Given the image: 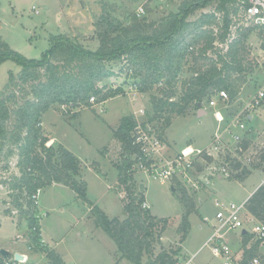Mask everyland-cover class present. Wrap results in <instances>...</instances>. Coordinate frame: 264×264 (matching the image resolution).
Instances as JSON below:
<instances>
[{
    "label": "trees",
    "instance_id": "16d2710c",
    "mask_svg": "<svg viewBox=\"0 0 264 264\" xmlns=\"http://www.w3.org/2000/svg\"><path fill=\"white\" fill-rule=\"evenodd\" d=\"M240 1L181 0L176 13L171 12L157 22L137 20L132 16L130 23L123 25L102 17L94 23V35L98 41L95 51L83 48L68 36L58 35L50 38V46L39 60H27L0 42V65L10 61L20 68L17 75H8L5 89L13 91L0 99V155L6 145L13 144L16 153L9 149L5 160L14 156L17 159L13 166L17 168L16 172L0 183L7 185V195L11 198L9 204L13 208L5 209L4 213L9 215L15 211L27 222L31 243L40 253L45 252L50 264L63 262L54 250L39 245L38 213L31 196L52 184L68 187L76 197L89 203L95 226L114 242L119 259L132 264H177L173 258L177 250L171 253L162 251L151 257L155 232H163L167 220L153 217L149 210L141 208L144 200L139 189L135 193L129 185L132 178L126 174L125 160L117 166L118 182L126 192L125 201H122L125 218L109 219L98 207L90 204L86 183L80 180L79 160L61 145L47 146L49 139L41 133V117L53 105L72 104L66 111L69 112L91 96L105 102L123 95L122 87L101 84L114 75L106 64L120 60V72L131 75L139 92L147 93L155 88L156 94L150 97L152 113L147 116L149 121L161 125L160 131L171 124L173 117L186 116L190 108L201 109L213 92L224 90L232 101L241 86L247 83V79L233 75L252 72L251 64L244 58L245 42L251 30L238 32L234 39L227 41L232 17L239 10ZM211 5L214 6L211 12L201 13L197 19L188 21L189 15ZM218 45L226 46V51L221 54ZM208 52L216 54V58L207 57ZM184 66L191 75L180 79ZM14 92L21 93L23 102L11 111L8 103L18 102ZM11 115L14 116L13 130L8 132L6 125ZM133 126V116H124L113 131V138L121 144L122 155L129 151ZM261 160L264 162V153ZM4 172H9V162L0 166L1 178ZM95 172L99 173L97 166ZM243 174L246 171L237 177ZM176 185L181 189L182 195L177 199L184 209L179 227L182 241L189 228L188 216L194 208L185 190ZM246 210L257 220L264 221V183L248 199ZM242 238L244 259L256 256V246L245 249L247 234ZM144 255L147 257L145 263L142 262ZM5 262L0 255V264Z\"/></svg>",
    "mask_w": 264,
    "mask_h": 264
},
{
    "label": "rangeland",
    "instance_id": "374dc122",
    "mask_svg": "<svg viewBox=\"0 0 264 264\" xmlns=\"http://www.w3.org/2000/svg\"><path fill=\"white\" fill-rule=\"evenodd\" d=\"M0 2V42L27 60H39L48 50L52 37L65 35L74 39L83 48L95 51L98 41L94 35V23L102 17H109L115 23L123 25H128L132 16H135L137 20L157 22L171 12L176 13L181 0H10V3L0 0ZM82 5L84 12L81 10ZM45 6L49 9L46 10ZM140 8L143 13L137 16ZM68 10H73L71 12L74 13L73 17L68 15ZM203 10L189 15L188 21L197 19ZM245 45L247 49L244 55L245 62L251 64L252 72L233 75V77L247 79V83L241 86L238 95L232 101L229 100L230 105L226 110L220 108L227 117L242 107L259 90L264 91V32L251 33ZM218 47L221 54L226 51V46ZM206 55L211 59L216 58V54L212 52ZM121 65L122 60L107 63L106 66L113 71L114 75L103 80L101 84L126 86L129 81H132L130 74L125 75L120 72ZM19 69L10 61L0 65V99L13 91L5 89L8 73H16ZM190 75L187 67L184 66L180 79H187ZM179 85L180 83L177 84ZM153 94H156V90L152 87L144 97L111 98L102 106L103 113H99L100 106L92 108L88 101L81 102L80 107H75L69 112L61 110L59 105H53L50 107L51 110L45 113L43 121L41 119L45 129L40 126L41 133L51 138L54 147L61 144L77 159L79 158L80 180L87 184V198L89 202H92L90 204L106 210L112 218H123L122 201H125L120 196L123 192V185L118 182L119 169L117 167L123 162V152L121 144L113 138V131L122 117L133 116L134 111L143 109L146 115L150 116L152 113L150 97ZM215 94L216 92H213L212 96ZM14 96L18 102L8 103L11 111L16 110L23 102L21 93L14 92ZM214 98L217 99V96L215 95ZM202 107L206 110L205 116L202 117L196 109L190 108L186 116L173 117L171 124L161 130V134L171 148L169 153L179 152L188 145L196 149L210 144L217 123L213 117V108L207 106V102H203ZM255 113L260 120L258 124L253 122V125H257L258 129L263 128L264 100ZM256 115L254 114V118ZM10 117L6 125L8 132L13 130L14 116ZM159 127L161 125L157 128ZM257 136L263 138L264 133L257 134ZM9 149L16 153L13 144L4 147L0 155V166L9 162V172H4L2 178L0 177V183L17 170L13 167L17 160L15 156L5 160ZM263 165L264 163L260 162L255 167L259 168ZM95 166L99 168L102 177L95 174ZM261 181H264V173L255 170L244 174L240 179H214L215 184L207 188L203 187L197 192L181 186L194 209L188 216L189 228L180 241L179 227L184 211L177 199L182 195L180 187L173 184L174 191L172 192L171 184L168 182L160 184L144 175H136L129 181L131 188L137 193L138 185L143 184L145 191L141 193V198L149 205V212L153 217L167 220L165 230L155 232L151 257L154 258L162 251L171 253L177 250V255L173 256L177 263L183 258L195 255L196 264H224V261L214 257L207 247L200 249L211 234V228L203 223L202 218L204 216L212 218L215 212V201L242 203L247 196L246 190L258 185ZM6 186L0 184V249L9 247V245H22L30 255L40 254L31 243L27 222L21 219L15 211L9 215L4 213L5 209H13L9 204L11 198L7 195ZM37 202V208L41 213V231L46 239H53L47 240L52 247L56 245L58 252H64L65 264H114L109 255L108 244L100 241L99 235L105 236L100 228L91 233L93 237L90 239L84 237L89 230L87 225H74L73 218L86 217L90 208L89 203L76 197L75 193L64 185L42 188ZM248 228L250 229L249 225ZM69 231L70 233L66 236ZM79 235L84 239H80ZM235 236L239 238V231L235 232ZM64 239L65 241H62ZM39 243L41 245L40 241ZM229 243L234 250L237 248L236 243L231 240ZM260 251L264 255V248ZM44 253L41 254L45 257ZM117 257L118 254L114 257L116 264L120 261ZM45 259L40 257L36 264H50ZM122 260L123 264H132L125 259ZM146 261L147 257L144 255L142 262Z\"/></svg>",
    "mask_w": 264,
    "mask_h": 264
},
{
    "label": "built area",
    "instance_id": "2783aa9c",
    "mask_svg": "<svg viewBox=\"0 0 264 264\" xmlns=\"http://www.w3.org/2000/svg\"><path fill=\"white\" fill-rule=\"evenodd\" d=\"M142 13L143 10L140 8L137 16ZM244 30H251V33L264 32V0L240 1L239 10L232 17L227 41L230 42L238 32ZM135 82L134 80L129 81L126 86L113 84V88L122 87L123 95L118 97L126 96L131 99L144 97L145 93L139 92V86ZM215 95L217 99L214 98ZM215 95L205 101L207 106L213 108V117L217 123L210 144L196 149L188 145L176 154L169 153V145L160 129L157 128L158 125L149 121L144 110L134 111L130 148L123 155L127 163V176L134 178L136 175H144L160 184L168 182L171 187L173 184H179L197 192L213 184L214 179H232L243 171L253 170L258 163L262 162L264 137L257 136L252 139L254 133L248 125L252 113L263 103L264 91L259 90L229 117L220 110V108L226 110L230 105L227 92L220 90ZM105 102H99L96 96L88 99L92 108L101 107L99 113L104 112L102 106ZM71 105L60 107L66 112ZM202 109L205 110L201 105V109L197 111ZM39 193L40 190L31 196L36 207H38ZM120 196L125 199L124 188ZM247 201L240 204L214 202L215 212L212 218L203 217L202 219L203 223L211 228V234L200 249L207 247L211 254L222 259L224 264H264V258L258 255L244 259V247L241 246L239 250H234L228 241L230 234L244 230L248 236L246 250L251 246H256L257 249L264 248V221L257 220L247 212ZM141 208L148 210L149 207L144 201ZM36 217L39 223L41 216L37 214ZM40 242L44 246L41 237ZM194 257L195 255L182 259L177 264H196ZM22 263H15L13 260L5 262V264Z\"/></svg>",
    "mask_w": 264,
    "mask_h": 264
},
{
    "label": "crops",
    "instance_id": "0c3cea01",
    "mask_svg": "<svg viewBox=\"0 0 264 264\" xmlns=\"http://www.w3.org/2000/svg\"><path fill=\"white\" fill-rule=\"evenodd\" d=\"M5 1H7L8 3H10V0H5ZM0 5H1V2H0ZM210 7V6H209ZM45 9L46 10H48L49 9V7L48 6H45ZM214 9V6L213 7H210L209 9H204L203 10V12L202 13H209V12H211L212 10ZM74 10V9H73ZM73 10H68V15L70 16V17H73V14L74 13H71ZM81 10L83 11V5L81 6ZM84 12V11H83ZM14 13V12H13ZM78 14V10L76 11V15ZM81 14V13H80ZM76 15L74 16V18L76 17ZM78 19V18H77ZM4 64V63H3ZM19 71H20V69H19ZM19 71H17L16 73H14V72H9L8 73V75L10 74V73H14L13 75H15V74H18L19 73ZM8 79V78H7ZM111 99H109V100H107L106 101V103L108 102V101H110ZM51 109H49L48 111H50ZM47 111V112H48ZM200 115H202V117L203 116H205L206 115V110H204V109H202V110H200V111H197ZM46 113V112H45ZM45 113L43 114V116L41 117V119H42V121H43V117H44V115H45ZM254 114L256 115L257 113H253L252 115H251V120H250V122H249V125H248V127L252 130V132L254 133L253 135H252V139H255L256 138V135L257 134H261L262 132L264 133V127L263 128H260V129H258V128H256V126L255 125H253V122H255L254 124H258L259 123V120H260V117H258V115H256V117L254 118ZM41 126H42V128L44 129V125H43V122H41ZM45 130V129H44ZM259 131V132H258ZM214 133V132H213ZM256 134V135H255ZM213 135V134H212ZM45 137H48L47 135H44ZM49 138V137H48ZM55 140V139H54ZM54 143H53V141L51 140V138H49V140H48V143H47V145L48 146H50V145H53ZM61 145V144H60ZM54 146V145H53ZM62 146V145H61ZM171 149V148H170ZM67 150V149H66ZM171 151V150H170ZM172 152H173V150H172ZM176 153H178V152H175L174 154H176ZM74 155V154H73ZM75 156V155H74ZM78 160H79V158H78ZM100 162V161H99ZM264 163V162H263ZM103 167V166H102ZM98 170H99V168H98ZM260 171L261 173H264V165L263 166H261V167H254L253 168V170H251V171ZM251 171H246V174L247 173H249V172H251ZM95 172V171H94ZM104 173V172H103ZM95 174H97V175H99V176H101V173L99 172V173H97V172H95ZM244 176V174L241 176V177H243ZM102 177V176H101ZM241 177H235V178H232V179H240ZM220 180V179H219ZM264 181H261L258 185H255L253 188H251V189H249V190H246V193H247V196H246V198L244 199V201L245 200H248L252 195H253V193L261 186V183H263ZM213 184H215V183H213ZM60 185H62V184H52L51 186H60ZM140 186H143V191L142 192H144L145 191V186L143 185V184H139L138 185V189H139V191H140ZM86 190H87V184H86ZM141 192V191H140ZM141 192V193H142ZM86 193H87V191H86ZM146 202V201H145ZM90 203H92V202H90ZM147 203V202H146ZM92 205H94V206H96V207H98L97 205H95V204H92ZM148 205V204H147ZM148 207H149V205H148ZM109 219H111L112 217H110L108 214H107V212H106V210H104V209H101L100 207H98ZM150 208V207H149ZM149 208H148V210H149ZM37 213L41 216V213H40V210L37 208ZM151 214V213H150ZM204 217H207V216H204ZM116 218V217H115ZM125 218V216H123V218L122 219H119V220H123ZM209 218V217H208ZM74 219V225H80V224H85V225H87L88 226V228H89V230H88V232L86 233V236H84L85 238H92L93 236H91V233H94L95 231H97V229H99L98 227H96V226H94L95 224H94V221H93V219H92V217L90 216V208L88 209V214L86 215V217H84L83 219H75V218H73ZM203 219V218H202ZM41 220V219H40ZM39 226H40V237H42L41 238V240L44 242V246H47L48 248H51L52 250H54L59 256H60V258H61V260H62V262L65 264V259H66V256H65V254H64V252H58L57 251V248H56V245H54L53 247L49 244V242L47 241V240H49V239H52V238H48V239H46L45 237H44V234L42 233V231H41V225H40V221H39ZM82 226V225H81ZM74 228V227H73ZM73 228H71V230L73 229ZM93 228V229H92ZM200 228H201V226H200ZM70 230V231H71ZM70 231L66 234V236L70 233ZM244 231V230H243ZM78 232H79V230H78ZM104 233V232H103ZM79 234V233H78ZM105 234V233H104ZM231 235V236H230ZM229 235V237H228V240L230 241H232V242H234V243H236V246H237V248L235 249V250H239L240 249V247L241 246H243V244H242V242H243V238H242V231H239V238H237L236 236H235V233H232V234H230ZM66 236H64V237H66ZM80 236V239H84V237L83 236H81V235H79ZM79 238V237H78ZM99 238H100V241H102V242H106L105 244L107 245L108 244V251H109V255H111V261H112V263H114V264H116V262L114 261V257L118 254V257H117V259L120 257V254L117 252V248H116V246H115V244H114V242L112 241V240H110L108 237H106V234H105V236L104 235H99ZM105 238V239H104ZM53 240V239H52ZM105 240V241H104ZM62 241H65V239L64 240H62ZM101 244V243H100ZM233 244V243H232ZM2 249H5V250H7V251H9V252H12V253H19V254H21V255H23L24 257H25V262H23L22 264H26V263H31V264H36L37 262H38V260H39V258L41 257V259H45V257H44V255L43 254H33V255H30L29 253H27L25 250H24V247L22 246V245H15V246H10L9 245V247H3ZM260 249L261 248H259V249H256L257 250V255L258 256H260V257H263L264 258V255L263 254H261V251H260ZM37 256H40V257H37ZM36 257H37V259H36ZM188 258V257H187ZM184 259V258H183ZM34 260H37V261H34ZM46 260V259H45ZM120 261H119V263H117V264H123L122 262H123V260L122 259H119ZM34 261V262H33Z\"/></svg>",
    "mask_w": 264,
    "mask_h": 264
},
{
    "label": "water",
    "instance_id": "95a60500",
    "mask_svg": "<svg viewBox=\"0 0 264 264\" xmlns=\"http://www.w3.org/2000/svg\"><path fill=\"white\" fill-rule=\"evenodd\" d=\"M140 191H143V186H140ZM171 191L173 192L174 189H171ZM242 234H245V231H242ZM0 255L2 256L3 259L6 260H13L15 263L19 262L22 263L25 261V257L19 253H12L9 252L5 249H0Z\"/></svg>",
    "mask_w": 264,
    "mask_h": 264
}]
</instances>
